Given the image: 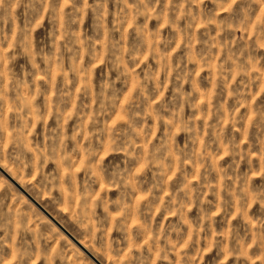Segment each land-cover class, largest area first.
Wrapping results in <instances>:
<instances>
[{
	"label": "rangeland",
	"instance_id": "rangeland-1",
	"mask_svg": "<svg viewBox=\"0 0 264 264\" xmlns=\"http://www.w3.org/2000/svg\"><path fill=\"white\" fill-rule=\"evenodd\" d=\"M0 264H264V0H0Z\"/></svg>",
	"mask_w": 264,
	"mask_h": 264
},
{
	"label": "bare ground",
	"instance_id": "bare-ground-1",
	"mask_svg": "<svg viewBox=\"0 0 264 264\" xmlns=\"http://www.w3.org/2000/svg\"><path fill=\"white\" fill-rule=\"evenodd\" d=\"M6 178H7V177H6ZM77 243H78V242H77ZM78 244H79V243H78ZM80 245H81V247H80ZM80 245H78L79 248H81V249H82V248H83V249L85 248L81 243H80Z\"/></svg>",
	"mask_w": 264,
	"mask_h": 264
},
{
	"label": "water",
	"instance_id": "water-1",
	"mask_svg": "<svg viewBox=\"0 0 264 264\" xmlns=\"http://www.w3.org/2000/svg\"><path fill=\"white\" fill-rule=\"evenodd\" d=\"M11 182H13V181H11ZM14 183V182H13ZM16 185V184H15ZM77 246H78V244H77ZM79 247V246H78ZM83 250V249H82Z\"/></svg>",
	"mask_w": 264,
	"mask_h": 264
}]
</instances>
